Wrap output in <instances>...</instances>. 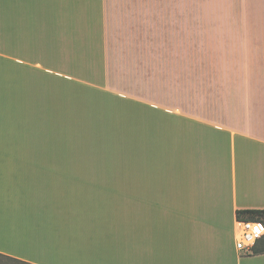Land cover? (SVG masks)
I'll list each match as a JSON object with an SVG mask.
<instances>
[{
  "label": "crops",
  "instance_id": "0c3cea01",
  "mask_svg": "<svg viewBox=\"0 0 264 264\" xmlns=\"http://www.w3.org/2000/svg\"><path fill=\"white\" fill-rule=\"evenodd\" d=\"M53 84L152 105L95 129L138 148L121 196H76L110 237L59 205ZM246 209H264V0H0L4 264H264V237L235 249Z\"/></svg>",
  "mask_w": 264,
  "mask_h": 264
},
{
  "label": "rangeland",
  "instance_id": "374dc122",
  "mask_svg": "<svg viewBox=\"0 0 264 264\" xmlns=\"http://www.w3.org/2000/svg\"><path fill=\"white\" fill-rule=\"evenodd\" d=\"M116 97L117 94L110 91L107 85L87 88L82 84H53L52 175H59L53 177V181L62 186L56 196L62 201L59 205L65 210V215H69L67 220L70 222L67 223L74 228L71 230H77L80 235L79 228H89L90 223H93L95 225L91 226L95 227L94 234H98L95 236L110 237L113 229L96 224L97 220L92 214L85 213L86 207L77 205L76 202L81 203L79 197H85L89 201L91 191L96 190V199L99 202L102 198L107 202L121 196L127 187L119 177L125 175V169H134V164L126 162L131 153L138 150L126 144V133L123 131L95 129H122L124 124L141 123V119L147 123L150 119H155L154 115L149 117L146 112V108L152 106L149 105L151 103L139 99H124L121 95V98ZM165 101L162 100L161 103ZM202 101L203 99H197V103L203 104ZM167 102L172 103L170 100ZM95 175H108V178ZM46 210L49 216L48 202ZM3 261L0 258V264H4Z\"/></svg>",
  "mask_w": 264,
  "mask_h": 264
},
{
  "label": "built area",
  "instance_id": "2783aa9c",
  "mask_svg": "<svg viewBox=\"0 0 264 264\" xmlns=\"http://www.w3.org/2000/svg\"><path fill=\"white\" fill-rule=\"evenodd\" d=\"M234 234L235 249L246 255L264 237V224L259 219L239 218L235 221Z\"/></svg>",
  "mask_w": 264,
  "mask_h": 264
},
{
  "label": "trees",
  "instance_id": "16d2710c",
  "mask_svg": "<svg viewBox=\"0 0 264 264\" xmlns=\"http://www.w3.org/2000/svg\"><path fill=\"white\" fill-rule=\"evenodd\" d=\"M236 215H237V219L239 218L259 219L264 224V209L237 210ZM252 252L253 253L258 252V250L253 249Z\"/></svg>",
  "mask_w": 264,
  "mask_h": 264
}]
</instances>
